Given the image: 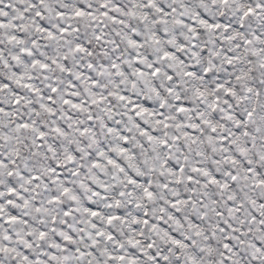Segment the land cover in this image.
I'll use <instances>...</instances> for the list:
<instances>
[{
    "label": "snow or ice",
    "instance_id": "obj_1",
    "mask_svg": "<svg viewBox=\"0 0 264 264\" xmlns=\"http://www.w3.org/2000/svg\"><path fill=\"white\" fill-rule=\"evenodd\" d=\"M0 264H264V0H0Z\"/></svg>",
    "mask_w": 264,
    "mask_h": 264
}]
</instances>
